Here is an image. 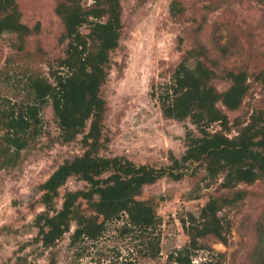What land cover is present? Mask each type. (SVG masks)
<instances>
[{
    "label": "rangeland",
    "instance_id": "obj_1",
    "mask_svg": "<svg viewBox=\"0 0 264 264\" xmlns=\"http://www.w3.org/2000/svg\"><path fill=\"white\" fill-rule=\"evenodd\" d=\"M22 19L31 27L39 24L19 48L16 33L0 37V109L9 108L28 98L26 76L32 70L50 74V67L65 55L66 43L62 19L56 6L62 0H16ZM173 0H122L123 37L113 53V66L102 94L108 102L105 132L111 138L105 155L126 154L138 164H169V155L181 157L185 150L187 127L197 131L189 119L165 118L160 101L154 96L158 86L169 81L171 73L186 50L201 41L219 64L226 69H247L251 89L243 105L227 110L230 119L247 122L250 115L264 108V87L255 75L264 69V0H180L186 10L179 17L171 14ZM89 3L88 0L84 1ZM88 31L87 26L83 27ZM229 46L224 56L219 47ZM220 90L231 81L219 76L214 80ZM43 132L23 150L16 164L0 169V264H167L171 251L184 246L189 236L182 218L199 214L217 184H208L204 166L182 180L162 177L146 184L138 197L153 203L163 218L161 254L144 257V244L138 232L124 234L120 228L125 218L107 223L105 235L98 240L71 244L72 230L53 248H46L38 238L36 216L45 209L39 202V185L66 158L84 152L80 139L69 143L58 140L60 126L52 104L43 108ZM219 123L212 125L218 130ZM237 134L234 128L230 135ZM87 184L70 178L61 189L58 207L67 189ZM249 194L241 206L229 211L233 226L228 244L214 236L203 241L211 248L200 250L194 262L200 264L217 252L225 254L223 264H250L249 256L257 241L255 225L264 213V179L242 184Z\"/></svg>",
    "mask_w": 264,
    "mask_h": 264
},
{
    "label": "trees",
    "instance_id": "obj_2",
    "mask_svg": "<svg viewBox=\"0 0 264 264\" xmlns=\"http://www.w3.org/2000/svg\"><path fill=\"white\" fill-rule=\"evenodd\" d=\"M62 0L56 12L64 24L61 41L65 55L50 67V74L32 70L26 76L28 98L9 108L0 109V169L16 164L23 150L42 134L43 108L52 104L60 126L58 140L75 141L81 136L82 154L66 158L39 185V202L45 209L36 216L38 238L44 247L53 248L71 233V244L98 240L105 235L107 223L125 218L124 234L138 232L144 244V257L155 259L161 250L163 218L155 205L138 198L146 184L168 177L182 180L204 166L208 184H217L199 214L182 218L189 241L171 251L167 264H196L194 256L211 247L204 239L214 236L229 243L232 220L229 211L241 206L251 185L264 179V108L256 109L247 122L232 121L227 110L239 109L251 89L247 69H226L221 74L218 61L201 41L185 51L169 81L154 91L165 118L189 119L196 130L187 127L186 150L181 157L173 151L169 164H138L126 154L105 155L111 138L105 132L108 102L102 87L113 66V53L123 37L122 0ZM171 14L179 17L186 10L180 0L171 3ZM87 26L86 32L83 27ZM39 30L23 21L16 0H0V37L16 33L19 48L28 36ZM227 56L229 46L219 47ZM222 76L231 85L220 90L214 80ZM264 87V69L255 75ZM219 123L221 128L212 130ZM237 134L230 135L233 129ZM86 186L67 189L58 207L61 189L70 178ZM257 241L250 253V264H264V213L255 225ZM225 254L217 252L200 264H223ZM50 264H57L53 258ZM110 264H115L111 262ZM120 264H134L122 261Z\"/></svg>",
    "mask_w": 264,
    "mask_h": 264
}]
</instances>
